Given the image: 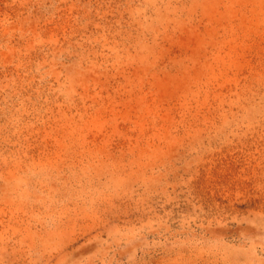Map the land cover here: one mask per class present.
<instances>
[{"label":"rangeland","instance_id":"374dc122","mask_svg":"<svg viewBox=\"0 0 264 264\" xmlns=\"http://www.w3.org/2000/svg\"><path fill=\"white\" fill-rule=\"evenodd\" d=\"M0 264H264V0H0Z\"/></svg>","mask_w":264,"mask_h":264}]
</instances>
